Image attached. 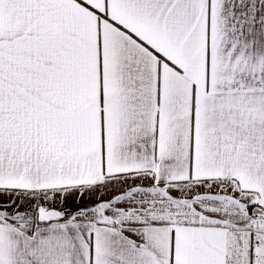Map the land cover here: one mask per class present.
I'll return each instance as SVG.
<instances>
[{
	"label": "snow or ice",
	"instance_id": "obj_1",
	"mask_svg": "<svg viewBox=\"0 0 264 264\" xmlns=\"http://www.w3.org/2000/svg\"><path fill=\"white\" fill-rule=\"evenodd\" d=\"M0 264H264V0H0Z\"/></svg>",
	"mask_w": 264,
	"mask_h": 264
}]
</instances>
